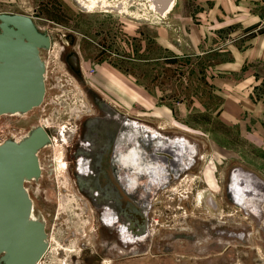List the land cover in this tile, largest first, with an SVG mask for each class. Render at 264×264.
<instances>
[{
	"label": "rangeland",
	"instance_id": "374dc122",
	"mask_svg": "<svg viewBox=\"0 0 264 264\" xmlns=\"http://www.w3.org/2000/svg\"><path fill=\"white\" fill-rule=\"evenodd\" d=\"M0 13L28 15L40 27L49 23L46 18L56 23H49L56 30H62L60 25L66 20L72 30L94 42L97 16L100 30L116 39L114 54L103 57L115 68L105 64L95 69V44L89 42L79 55L82 67L78 76L55 55L57 38L53 49L41 53L49 62L43 104L24 114L0 116V142L19 140L41 123L55 136L50 146L39 151L44 177L25 182L32 214L44 222L50 244L39 264H264V191L246 178L234 182L239 172H245L264 184V140L257 149L251 143L256 139L253 136L235 137L213 125L216 133L207 132L210 120L197 116L205 108L215 111L220 104L211 83L213 72L207 68L208 62L219 57L162 49L156 37L158 27L167 26L169 37L177 38L171 23L173 11L160 15L149 0H106L93 10L79 0H0ZM256 68L259 83L253 95L264 99V61ZM115 69L121 74L118 79ZM130 80L141 85L133 98L147 91L156 106H177L180 118L162 123L152 111L143 114L146 110L137 106L131 109L129 86H125ZM95 88L111 100L121 120L130 118V125L118 138L121 143L130 139L128 162L133 170L129 214H122L129 224H123L125 236L122 227L108 225L106 213L80 192L75 167L61 156L65 142L55 128L63 125L51 122L65 111L75 116L88 110ZM46 102L52 103L50 114L42 113ZM188 111H196V118ZM260 121L264 139V119ZM178 139L189 154L185 163L178 171L163 169V178L158 177L160 173L150 175L145 166L155 168L157 152L166 155L161 148ZM215 141L226 149L213 150ZM153 178L160 179L154 182ZM231 185L243 202L233 198Z\"/></svg>",
	"mask_w": 264,
	"mask_h": 264
},
{
	"label": "crops",
	"instance_id": "0c3cea01",
	"mask_svg": "<svg viewBox=\"0 0 264 264\" xmlns=\"http://www.w3.org/2000/svg\"><path fill=\"white\" fill-rule=\"evenodd\" d=\"M184 1L174 0L171 10L177 38H170L169 28L162 26L157 29V42L162 49H176L180 54L218 55V60L212 59L207 68L213 72L211 83L221 98L220 104L215 111L205 108L197 117L210 120L208 133H216L210 126L213 125L231 131L235 137L253 136L256 139L251 143L259 149L260 140H264L260 129L264 99L254 97L253 91L259 83L256 65L264 61V0H186L188 10ZM114 74L116 79L121 76L116 69ZM125 86H129L131 109L137 106L146 110L143 114L152 111L162 123L180 118L177 106H156L147 91L133 98L141 85L130 80ZM190 113L195 119L196 111ZM223 145L215 141L212 149L225 148Z\"/></svg>",
	"mask_w": 264,
	"mask_h": 264
},
{
	"label": "water",
	"instance_id": "95a60500",
	"mask_svg": "<svg viewBox=\"0 0 264 264\" xmlns=\"http://www.w3.org/2000/svg\"><path fill=\"white\" fill-rule=\"evenodd\" d=\"M160 11L169 0H155ZM49 46L28 15L0 13V116L26 113L45 92L40 49ZM48 143L42 126L0 142V264H37L48 246L45 224L33 217L25 182L40 174L37 152Z\"/></svg>",
	"mask_w": 264,
	"mask_h": 264
},
{
	"label": "flooded vegetation",
	"instance_id": "af4514ba",
	"mask_svg": "<svg viewBox=\"0 0 264 264\" xmlns=\"http://www.w3.org/2000/svg\"><path fill=\"white\" fill-rule=\"evenodd\" d=\"M98 5L100 4L95 5V7H97ZM96 11L97 10H95V12ZM44 21L56 24L55 22L46 18L44 19ZM33 22L41 33L49 37V46L47 48L40 49V57L44 62L45 68L44 82L46 80L45 74L46 68L48 66L47 64L49 62L45 61L41 53L44 52L46 54V51L49 52L51 49H53V47L56 45L55 40L57 38L60 40L57 51L55 52V55H58V60L63 61L72 73L81 76L80 70L82 65L79 56L81 54V49H86L84 48V46L90 44L89 42L94 41L83 33H78L77 31L72 30L69 27L71 25H69L68 21L66 20H63V24L60 25L62 27V30H56L57 28L51 26L49 23L44 24V27H40L35 23V21ZM73 27L76 28L77 26L74 25ZM77 34L81 35L82 38L77 37ZM76 37L77 39H79V45L77 46V48L75 46V44L77 43V41H75ZM94 44L95 46H93V48H95V69H98L100 66L105 64L115 68V65L109 62H105L103 57L106 56L109 58L110 54H114L116 39L115 37H110L108 35V32L100 30L99 20L97 16H95ZM65 80L68 82V79ZM96 90H98V88H95V96H93V101H91L92 106H90L88 110L81 112L80 114H77L75 116H72L65 111L63 115H59L56 117L58 121L53 122L51 120V122L54 125L55 122L58 125H63V129L55 128L58 138L60 137L65 142L63 146L61 145V156L66 157L69 162L72 163L75 167L76 175L74 174V177L77 180L82 195L92 200L94 205L96 202L98 210L107 212L106 206L100 203V192H102V190L105 191L106 189H111V191L116 194V201L113 203V206L108 209H111L110 211L113 213L117 208L123 215H127L129 214V210L127 212L125 211L126 208L124 199L125 197L130 199L131 176L126 170L125 166H123V170L120 168L121 165H118L117 167V164L119 163L117 160L121 155H123V157L127 160L130 157V139H128V141L124 143L118 141L121 133L120 131H122L123 129L126 130V128H128V126L130 125V118L124 116V118L121 120L120 115L116 112L115 105L112 104L111 100L107 97L100 96V90H98L99 92H97ZM45 92L43 100L45 98ZM43 100L38 106H41L43 104ZM51 106V102H46L42 109V113L50 114L49 110L51 109ZM51 122L49 121L48 123ZM38 126H42L44 129L46 128L45 131L48 135V143L43 147L50 146L51 142L55 139L52 130L47 126L46 123L38 124ZM42 148H40V150ZM39 151L37 152V156L40 163V177L31 180H38L39 178L44 177L43 167L39 159ZM49 160H51V158ZM45 171H47V169ZM126 173H128L127 176ZM121 203L123 204L121 205ZM116 226L119 227L121 225L118 224Z\"/></svg>",
	"mask_w": 264,
	"mask_h": 264
},
{
	"label": "bare ground",
	"instance_id": "6f19581e",
	"mask_svg": "<svg viewBox=\"0 0 264 264\" xmlns=\"http://www.w3.org/2000/svg\"><path fill=\"white\" fill-rule=\"evenodd\" d=\"M140 1V0H139ZM80 3H82L84 5V7L86 8H89V10H93L95 8V5L97 4H100V5H103L106 0H79ZM150 2V5L151 7L157 11L160 15H165L168 11L169 8L173 7V0H169L167 6L163 9V11H160V5L157 4L155 2V0H149ZM140 3V2H139ZM144 3V2H143ZM143 7V6H142ZM126 9V8H125ZM127 12H129L127 10ZM145 13V12H143ZM153 14V13H152ZM155 15V14H154ZM146 17V16H145ZM158 17V16H157ZM32 18V17H31ZM33 20V19H32ZM163 20V19H162ZM34 21V20H33ZM49 35V34H48ZM58 35V34H57ZM65 41V40H64ZM67 42V41H66ZM65 43V42H64ZM51 49V48H50ZM48 62V61H47ZM92 106V105H91ZM93 108V107H92ZM93 113V112H92ZM14 114H19V113H14ZM14 114H11V115H14ZM74 123V122H73ZM67 124V123H66ZM69 124V123H68ZM70 125V124H69ZM74 125V124H73ZM67 128V127H66ZM165 128V127H164ZM46 129V128H45ZM63 129V128H61ZM67 131V130H66ZM73 134V133H72ZM64 135V134H63ZM12 137V136H11ZM20 137V136H19ZM53 138V137H52ZM128 140V139H127ZM3 141V140H2ZM178 143H171V142H167L165 143L161 149L164 150V152H166V155H161V152H157L158 154L155 155V158H157V162H156V165H155V168H152V170L150 169L151 166L149 165H146L145 166V169L146 170H149L148 172L150 173H160V175L158 177H165L163 176V169H168L171 170V168H173V170L175 171H178L179 168H180V165L181 163H185V160L187 157H189V154L186 153L185 149L183 148V144H180L179 141L181 140H177ZM50 142V141H49ZM140 145V144H139ZM40 150V149H39ZM204 154V153H203ZM120 155V154H119ZM204 156V155H203ZM171 160V161H170ZM119 163L117 164V167L118 165H121L120 168L123 170L125 166L126 170L129 172L130 176H131V172H133V170H131L132 168L130 166H128L130 163H128L127 161H130V157L128 158V160L126 158L123 157V155L119 156L118 160H117ZM40 164V163H39ZM128 164V165H127ZM143 164V163H142ZM127 165V166H126ZM65 166V165H64ZM66 167V166H65ZM139 167H137V170ZM123 175V174H122ZM121 175V176H122ZM128 175V173H126V176ZM165 175V174H164ZM186 176V175H185ZM184 176V177H185ZM188 176V175H187ZM40 177V176H39ZM238 177L240 178H246V179H249L251 182H254L256 183L257 185H259V187L261 188L262 191H264V184L259 181L257 178H255V176L253 175H248L247 173L245 172H239L238 175L235 176V179H234V182H237ZM155 179L154 182H156V180H159L158 178H153ZM37 181V180H36ZM131 187V186H130ZM235 185H231V189L233 190V193H234V196L233 198L237 201V202H243V197L238 194V193H235L234 190H235ZM131 189V188H130ZM115 193L113 191H111V189H106L105 191L102 190V192H100V203L103 205H106V211L105 212L106 214L104 215V218L107 222L108 225H111L113 227H115L116 225H121L120 227H122V233L123 235L125 236L126 235V230L124 229L123 227V224L127 227H129V224L128 222L126 221V218L124 216V218L122 217V213L119 212V210L116 208L115 211L112 213L110 210L111 209H108V208H111L113 206V203L116 201L115 200ZM196 199V198H195ZM202 199V198H201ZM125 208H126V212L129 210L130 208V205H129V200L128 198L125 197ZM121 201V200H120ZM199 201V200H198ZM123 202V201H122ZM201 203V202H200ZM123 203H121L122 205ZM212 206H214L213 203H210ZM251 203L247 204V206H250ZM117 206V204H116ZM128 206V207H127ZM33 211V210H32ZM95 213V212H94ZM33 217H35L33 215ZM44 220V219H43ZM95 227V226H94ZM130 230V229H129ZM128 230V231H129ZM131 231V230H130ZM129 231V232H130ZM50 246V244H49ZM41 260V259H40ZM40 260L38 261L37 264L40 263Z\"/></svg>",
	"mask_w": 264,
	"mask_h": 264
}]
</instances>
